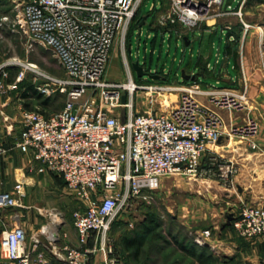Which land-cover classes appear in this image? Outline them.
<instances>
[{
  "label": "built area",
  "instance_id": "built-area-1",
  "mask_svg": "<svg viewBox=\"0 0 264 264\" xmlns=\"http://www.w3.org/2000/svg\"><path fill=\"white\" fill-rule=\"evenodd\" d=\"M144 1L9 0V11L0 21L1 27L22 33L29 46L40 44L51 50L64 70V75H56L33 62H4L0 64V100L20 89V83L29 77L39 94L67 96L64 107L50 114L25 108L16 146L41 162L40 171L50 170L62 177L81 202L72 218L83 243L100 236L108 246L109 233L121 216L141 200L152 201L160 176H217L233 185L239 172L237 162H222L218 169L204 164L209 151H213L211 163L215 164L220 153L213 146L226 132L249 141L252 148L259 147L256 137L261 127L256 119L230 126L222 113V109L243 107L246 97L242 95L203 90L195 81L190 87H182L176 104L159 112L155 111L157 96L170 86L152 81L151 75L157 71L144 66L151 80L137 81L135 68L127 60L126 80L106 78L111 53L116 44L125 45ZM226 2L170 0L169 17L174 14V21L194 28L205 18L230 11L232 4L226 9ZM15 65L23 68L9 82V69ZM21 89L28 92L26 85ZM140 90L152 93L153 109H135V95ZM6 151L0 140V155ZM16 189L18 194L0 190V217L6 209L22 204L23 182L19 181ZM231 225L239 236L264 241V204L244 202L234 212ZM203 234L210 237L212 230L207 228ZM33 240L40 241L36 236ZM1 245L17 264H51L45 251L28 246V233L19 224L3 231ZM64 249L65 255L57 246L52 247L64 264H89L90 250ZM112 249L109 246L110 252Z\"/></svg>",
  "mask_w": 264,
  "mask_h": 264
},
{
  "label": "rangeland",
  "instance_id": "rangeland-1",
  "mask_svg": "<svg viewBox=\"0 0 264 264\" xmlns=\"http://www.w3.org/2000/svg\"><path fill=\"white\" fill-rule=\"evenodd\" d=\"M160 1H144L141 14L147 16V21L145 24L136 26L139 19L136 18L125 45L122 43L115 45L108 62L106 78L126 80L127 60L130 61L131 66L133 62L139 61L147 69L158 70L159 80L152 78V81L165 87L170 86L164 94L157 96L159 100L156 101L157 110L155 111L162 112L177 103L182 93L181 87H190L193 82L198 81L183 78L184 69L196 68L199 65L201 72L206 75L203 82H200L203 90L220 89L237 97L241 95L246 97L243 99L246 102L243 107L234 108L233 111L222 109V112L242 114L241 120L236 123L227 121L230 126L241 125L248 122L250 118L256 119L259 123L264 121V0H227L225 8L227 9L228 5L232 4L230 11L225 13L220 11L221 14L205 18L196 27L187 29H183L182 23L178 20H173L174 14L169 17L170 0H163V9L155 10L152 16L154 3L160 5ZM9 8V0H0V21ZM162 15H165V20H161ZM152 17L155 28L150 26ZM206 24H220L234 36L231 47L237 54L235 66L239 75L237 81L209 83L211 72L206 67L208 65L203 61L199 63L201 55L208 57L213 51L211 62L213 63L212 69H215L220 54L221 63L217 70L219 72L217 77L223 78L220 72L226 66L223 59L228 43L227 31L224 32L223 37L222 32L213 37L210 30H206L204 36L198 30L195 39L192 35L193 42L189 45L183 40H178L176 36H171L170 33L174 30L177 35L183 37L196 28L207 27ZM157 28L170 32L164 34ZM14 59L33 62L53 74L64 75L62 66L51 50L40 44L29 46L24 36L13 33L9 28L2 30L0 26V64ZM22 68L20 65L10 67L9 82L15 80ZM177 73L178 77H176ZM134 75L137 81L149 82L147 79L150 78L147 75L139 77L135 70ZM214 76L212 74V77ZM23 85L27 86L28 91L30 90V92L23 91L24 95H22L28 109H39L45 114H50L61 110L66 103L65 94L52 97L39 94L31 85L30 77L20 83V88ZM151 96L152 93L147 90H140L135 95V109L139 112L153 109ZM47 99L49 102L45 104L44 101ZM126 112L127 109L124 108V118ZM229 160H231L229 157L220 154L214 165L213 162H209L215 169H218L222 162H229ZM229 185L232 184L221 181L217 176L200 179H192L185 174L160 176L152 201L137 202L118 220L121 224L116 225L115 223L111 229L107 244L111 255L109 264H117L120 260L128 264H201L179 244L186 246L194 242L209 247L207 251L214 254L212 264H264L263 240L245 238L234 232L235 236H230L229 239L236 241V246L229 248L225 245V247L217 248L213 246L214 242L210 243L214 235L215 237L220 235L223 225L228 223L229 215L234 214L235 210L240 209L241 206L233 210L235 203L232 191L238 194L239 187L233 184L230 188ZM60 188L58 198L64 195L69 201L61 203L58 210H54L53 213L61 214L72 221L73 212L81 207V202L71 191L68 189L62 191L63 187ZM52 195H54L53 192ZM147 228H152V231L147 232ZM207 228L212 230L210 237H204L203 232ZM137 235L143 241L139 255L133 250L126 251L124 245L126 238ZM200 237L201 242L198 241ZM109 246L113 248L111 252Z\"/></svg>",
  "mask_w": 264,
  "mask_h": 264
},
{
  "label": "crops",
  "instance_id": "crops-1",
  "mask_svg": "<svg viewBox=\"0 0 264 264\" xmlns=\"http://www.w3.org/2000/svg\"><path fill=\"white\" fill-rule=\"evenodd\" d=\"M163 3V0L160 1V5L156 3L155 9L162 10ZM146 21L147 17L145 16V21L141 24H145ZM206 25L207 27H199L189 31L183 37L177 35L174 30L170 32L169 30L163 31L160 28L157 29L161 30L164 34L170 32L171 36H176L178 40H183L187 45L193 42L191 40L192 35L195 39L198 30L201 31L203 36L206 30H210L213 33V37L219 32H222L223 37L224 32L227 31L228 43L223 59L226 62V66L222 71L223 73L220 72L223 78L217 77L219 74L217 70L221 63L220 54L218 55L215 69H212L213 63L211 62L213 51L208 57L201 55L199 63L203 61L208 65L206 67L211 72L209 83H228L226 80H230L231 82L237 81L239 78L235 70L237 54L231 47L234 36L220 24ZM150 26L155 28L153 26V17ZM181 27L183 29L188 28L183 24H181ZM3 29L8 28L2 27ZM12 32L24 36L20 32ZM156 71L158 73V70ZM187 71L190 72L187 73ZM183 72V78L186 77L190 80H198L199 82H203L206 77L205 73L201 72L199 65L196 68L187 67ZM212 74L215 76L212 77ZM176 77H178V73ZM23 91L24 89L21 88L12 90L0 100V140L7 148V151L0 155V190L18 194L16 189L17 183L21 181L24 186V193L21 196L22 204L6 209L0 217V264H17L15 260L7 256L6 251L1 245L3 231L13 224H19L27 231L28 246L45 251L51 264H64V259L53 252L52 247L54 245L57 246L58 252L63 255L66 253L65 246L88 249L91 251L89 264H109L111 255L108 252L107 246L100 239V236H93L88 242L83 243L74 226L73 218L71 221V219L63 215L61 216V214L57 215L53 213L54 210H58V206L61 203L69 201L68 197L64 195L61 198L57 196L58 190H61L60 187H63L62 191H66V189L71 191L64 179L50 170L40 171L41 162L34 160L32 154L21 152L16 146L22 128L23 110L27 109L22 97L24 95ZM203 99H206V97L203 96ZM222 113L223 115L225 114L224 117L228 122L236 123L242 118V114H233L227 111ZM260 127V133L256 137L259 147L256 149L250 146L249 141L241 140L233 134H228V132H226L219 144L213 146L222 156H227L229 159L237 161L240 166L238 174L234 177V184L239 187V193L237 194L232 191L233 201L236 204H234L233 210L244 202L264 204V121H261ZM212 152L209 151L206 154L204 158L205 165L210 164ZM228 187L232 188V185ZM52 192L54 195H52ZM117 224H121V222L118 221L116 222ZM222 229L218 237L214 235V239H210V243L213 244L214 242L213 246L217 248L225 247V245L229 248L236 246L237 242L229 239L230 236H235L232 225H223ZM35 236L40 240L38 243H35L33 240ZM216 241L218 242L216 243ZM126 251L130 250L127 249ZM117 264L128 263L120 260Z\"/></svg>",
  "mask_w": 264,
  "mask_h": 264
},
{
  "label": "trees",
  "instance_id": "trees-1",
  "mask_svg": "<svg viewBox=\"0 0 264 264\" xmlns=\"http://www.w3.org/2000/svg\"><path fill=\"white\" fill-rule=\"evenodd\" d=\"M155 8L152 10V16H154ZM142 8L139 10L137 15L135 16V19L139 18L136 26L143 23L145 21V16L141 14ZM140 16V17H138ZM147 17V16H146ZM134 19V20H135ZM152 22V21H151ZM133 25V24H132ZM130 34V33H129ZM49 100L47 99L44 101L45 104H48ZM152 228H147V232H151ZM142 239L140 236H134L126 238L124 241V245L126 249L135 251V254L139 255L142 249ZM183 249H185L190 256H193L197 258L201 264H212V261L214 260V254L212 252H208L209 250L208 246H201L197 244L196 242L191 243V245H183L182 243H179Z\"/></svg>",
  "mask_w": 264,
  "mask_h": 264
},
{
  "label": "water",
  "instance_id": "water-1",
  "mask_svg": "<svg viewBox=\"0 0 264 264\" xmlns=\"http://www.w3.org/2000/svg\"><path fill=\"white\" fill-rule=\"evenodd\" d=\"M133 66H134L135 71L137 72V75H138L139 77H142V76L148 74V72H146V71L144 70V66L141 65L139 61L133 62ZM183 76H184V72H183ZM151 77H152V78H159V75L154 74V75H151ZM123 100H124V102H125L126 97H124ZM232 220H233V214H230V215H229L228 223H226L225 225H229V224H231Z\"/></svg>",
  "mask_w": 264,
  "mask_h": 264
},
{
  "label": "bare ground",
  "instance_id": "bare-ground-1",
  "mask_svg": "<svg viewBox=\"0 0 264 264\" xmlns=\"http://www.w3.org/2000/svg\"><path fill=\"white\" fill-rule=\"evenodd\" d=\"M152 183H153V184H156L157 182H156V180H152Z\"/></svg>",
  "mask_w": 264,
  "mask_h": 264
}]
</instances>
